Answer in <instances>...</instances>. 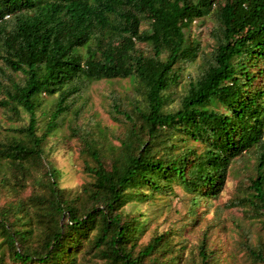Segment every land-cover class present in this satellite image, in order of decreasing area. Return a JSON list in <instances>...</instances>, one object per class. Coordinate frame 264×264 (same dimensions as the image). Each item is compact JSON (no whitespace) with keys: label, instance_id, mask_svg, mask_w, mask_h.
<instances>
[{"label":"trees","instance_id":"1","mask_svg":"<svg viewBox=\"0 0 264 264\" xmlns=\"http://www.w3.org/2000/svg\"><path fill=\"white\" fill-rule=\"evenodd\" d=\"M210 15L217 45L172 108V89L200 53L187 32ZM0 64L22 75L0 81V105L12 119L29 117L0 139V172L10 171L0 185L16 197L0 205V264H221L206 235L188 260L173 237L183 227L140 245L147 222L123 211L180 186L193 215L222 193L230 165L256 151L243 201L264 226V0H0ZM104 79L135 85L134 111L122 113L129 126L119 146L89 133L82 156L91 180L63 189L44 146L69 101ZM56 94L39 135L42 96ZM250 254L264 264L263 253Z\"/></svg>","mask_w":264,"mask_h":264},{"label":"rangeland","instance_id":"2","mask_svg":"<svg viewBox=\"0 0 264 264\" xmlns=\"http://www.w3.org/2000/svg\"><path fill=\"white\" fill-rule=\"evenodd\" d=\"M216 26L215 18L210 15L194 22L187 32V37L199 45L200 53L195 62L185 66L180 84L172 89V108L179 105L189 83L206 69L211 52L217 45L214 36ZM138 47L149 53L146 45ZM21 77L8 70L0 72V81L5 83H8V79ZM42 97L43 105L38 113L39 135L43 133L48 120L47 117H41V112L53 111L58 102L57 94ZM138 98L135 85L130 79H104L90 83L80 95L69 101L70 111L61 117L60 128L44 146V159L59 172L58 183L61 188L75 191L91 180L85 172L86 158L82 156L85 137L90 133L99 139L107 138L119 146L118 138L126 134L129 126L122 113H132L133 104ZM0 99H4L2 94ZM5 109L0 105V139L3 140L12 136L11 127L26 125L29 119L28 116H24L23 121L12 119ZM259 155L260 151L249 152L234 161L229 167L222 193L216 199L201 200L193 215L189 214L191 197L180 186H175L170 195H154L151 196L154 200L150 202H131L126 205L123 211L125 214L140 215L141 221L147 222L138 243L146 245L156 235L170 228L179 231L183 227L184 230L176 232L173 237L177 244L181 243L179 247L184 246L188 260L192 252H197L200 241L206 235L209 237V246L221 264H261L251 257L250 250L264 254V226L254 217L255 213L248 203L243 201L249 193L251 180L257 176ZM103 161L110 168V157H105ZM8 172L4 168L0 172V179L10 177L7 176ZM14 189L11 184L0 185V205L6 201L14 202ZM31 192V187H27L22 196L27 198ZM195 219L196 224L193 225L192 220Z\"/></svg>","mask_w":264,"mask_h":264}]
</instances>
